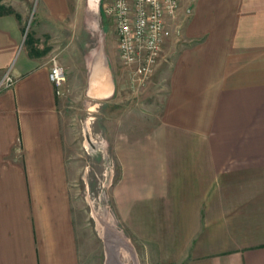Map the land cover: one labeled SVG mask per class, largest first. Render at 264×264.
<instances>
[{"label":"crops","instance_id":"obj_1","mask_svg":"<svg viewBox=\"0 0 264 264\" xmlns=\"http://www.w3.org/2000/svg\"><path fill=\"white\" fill-rule=\"evenodd\" d=\"M105 1L91 11L87 0L86 14H100L107 36ZM187 2L165 45L175 55L160 124L124 145L117 217L156 264H264V0ZM31 3L41 24L72 14L70 0H3L21 20L0 17V81L8 70L15 79L0 92V264H82L64 103L52 57L29 54ZM107 43L86 68L97 101L118 96Z\"/></svg>","mask_w":264,"mask_h":264},{"label":"rangeland","instance_id":"obj_2","mask_svg":"<svg viewBox=\"0 0 264 264\" xmlns=\"http://www.w3.org/2000/svg\"><path fill=\"white\" fill-rule=\"evenodd\" d=\"M11 1L14 0L8 3ZM70 1L72 14L67 22L41 24L36 18V6L31 3L23 25L28 34L37 32L41 49L49 50V57L56 56L67 73L64 94L59 98L64 103L71 197L82 264H156L147 247L132 238L119 222L114 191L123 179L124 145L137 143L160 124L167 71L175 54H168L170 47L166 46L165 58L153 78L140 89L131 88L117 52L113 23L106 22V36L100 14L87 16V0ZM181 1L188 13L191 5L188 0ZM93 8L90 6L91 11ZM176 19L182 29L185 21L179 13ZM106 39L109 58L117 65L118 96L97 101L86 94L89 73L86 68L88 59L96 60Z\"/></svg>","mask_w":264,"mask_h":264},{"label":"built area","instance_id":"obj_3","mask_svg":"<svg viewBox=\"0 0 264 264\" xmlns=\"http://www.w3.org/2000/svg\"><path fill=\"white\" fill-rule=\"evenodd\" d=\"M181 0H109L103 5L118 38L119 59L130 86L140 89L154 76L164 56L167 41L181 30L175 24ZM191 13V10L188 14ZM175 26V27H174ZM174 27V29H173ZM178 30V31H177ZM49 79L56 95L64 94L67 73L57 57H52ZM15 83L12 70L0 81V92Z\"/></svg>","mask_w":264,"mask_h":264},{"label":"trees","instance_id":"obj_4","mask_svg":"<svg viewBox=\"0 0 264 264\" xmlns=\"http://www.w3.org/2000/svg\"><path fill=\"white\" fill-rule=\"evenodd\" d=\"M11 14H15L16 17L21 20V17L15 13L12 7L4 5L3 0H0V17ZM26 44L29 49V54L32 57H41L47 52V50L41 51L38 48V41L30 34L27 35Z\"/></svg>","mask_w":264,"mask_h":264},{"label":"bare ground","instance_id":"obj_5","mask_svg":"<svg viewBox=\"0 0 264 264\" xmlns=\"http://www.w3.org/2000/svg\"><path fill=\"white\" fill-rule=\"evenodd\" d=\"M97 1L98 0H89V5L91 6V7H94L93 8V10L92 11H95L96 10V8H97ZM95 5V6H94ZM104 65V64H103ZM104 68V67H103ZM106 68V67H105ZM104 68V69H105ZM102 73V72H101Z\"/></svg>","mask_w":264,"mask_h":264},{"label":"flooded vegetation","instance_id":"obj_6","mask_svg":"<svg viewBox=\"0 0 264 264\" xmlns=\"http://www.w3.org/2000/svg\"><path fill=\"white\" fill-rule=\"evenodd\" d=\"M95 6V5H94Z\"/></svg>","mask_w":264,"mask_h":264}]
</instances>
